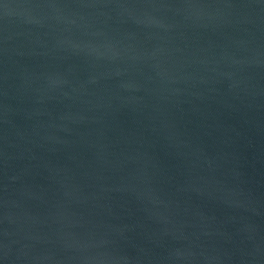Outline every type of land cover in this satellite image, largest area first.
I'll return each mask as SVG.
<instances>
[{"label": "water", "instance_id": "obj_1", "mask_svg": "<svg viewBox=\"0 0 264 264\" xmlns=\"http://www.w3.org/2000/svg\"><path fill=\"white\" fill-rule=\"evenodd\" d=\"M0 264H264V0H0Z\"/></svg>", "mask_w": 264, "mask_h": 264}]
</instances>
